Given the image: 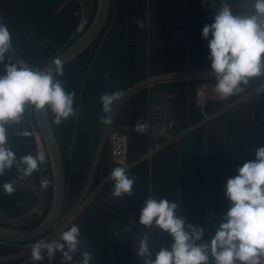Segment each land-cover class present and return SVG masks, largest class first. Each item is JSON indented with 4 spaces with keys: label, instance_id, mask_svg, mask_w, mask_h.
<instances>
[{
    "label": "trees",
    "instance_id": "obj_1",
    "mask_svg": "<svg viewBox=\"0 0 264 264\" xmlns=\"http://www.w3.org/2000/svg\"><path fill=\"white\" fill-rule=\"evenodd\" d=\"M223 3L234 14L254 11V0H111L99 38L63 66V76L56 77L66 93H76L74 107L78 110L57 126L47 106L67 176L63 215L86 202L71 226H79L82 249L86 247L93 255L90 264H144L138 243L151 230L139 218L150 196L179 204L177 215L187 224L202 227L201 242H210L230 207L224 195L225 179L237 175L238 167L254 160L255 150L264 146V75L250 78L242 85L243 92L222 102H209L204 110L196 104V87L204 81L216 82L202 30L214 22ZM96 9L97 0L85 29ZM81 19L78 0H0V20L9 28L14 49L6 54L5 64L11 57L12 63L23 61L41 70L73 42ZM137 21L143 23L142 28ZM200 72L209 75H194ZM2 75L5 66L0 64ZM135 83H142V88L126 96L111 126L128 137L127 173L136 177L133 196L117 198L112 195L110 172L119 166L111 161L107 137L100 144L104 126L100 120L108 115L100 96L117 90L124 94ZM155 93L165 96L151 98ZM155 118L174 122L170 137L154 140L150 124ZM138 122L148 124L143 134L135 131ZM35 126L31 105L25 107L20 123L6 125L9 146L18 159L38 152L35 138L21 134L34 131ZM41 169L23 180H17L15 167L0 176V212L7 218L26 215L38 203L34 191L41 188ZM8 181H15L13 195H6L2 188ZM28 181L33 187L24 186ZM52 183L50 171V191L38 224L50 210ZM172 242L169 234L155 232L149 239L152 258ZM17 251L15 245L0 241V264H34L31 256L10 257ZM61 259L58 252L53 260L45 258L35 264H61ZM79 260L78 251L73 264Z\"/></svg>",
    "mask_w": 264,
    "mask_h": 264
},
{
    "label": "clouds",
    "instance_id": "obj_2",
    "mask_svg": "<svg viewBox=\"0 0 264 264\" xmlns=\"http://www.w3.org/2000/svg\"><path fill=\"white\" fill-rule=\"evenodd\" d=\"M252 7L251 15L234 14L232 8L223 3L214 22L206 24L202 30L210 49L208 59L217 82L215 91L221 99L243 92L242 85H247L250 78L264 75V0H254ZM137 24L143 27L142 22L137 21ZM13 51L9 28L0 20V64L5 66V75L0 76V176L15 167L19 174L17 180H23L39 171L46 164V157L43 152H37L18 159L9 146L6 125L20 123L27 105L37 111L50 107L57 126L77 115L78 110L74 107L76 93H66L64 84L56 79L64 74L59 60L55 61L54 70L47 71L12 63L11 57L5 64L6 54ZM122 96L120 90L100 96L102 110L108 114L101 117L102 124L112 123L113 104ZM147 128V123L138 122L135 131L143 134ZM254 156V160L238 167L237 175L225 179L224 195L230 207L210 242H201L202 227L187 224L177 215L179 204L150 196L140 210L139 223L147 230L169 234L173 242L170 248L156 252L153 259L149 237L144 234L138 243V256L144 264H258L264 258V146L257 148ZM110 179L114 182V197L133 196L136 177L129 175L124 167H115ZM49 184L47 179L40 182L42 189H47ZM2 188L6 195H13L15 181L5 182ZM78 251L81 260L76 264H90L93 255L86 247L82 249L80 228L73 224L58 239L34 242L31 259L34 264L45 258L51 261L59 252L61 264H73Z\"/></svg>",
    "mask_w": 264,
    "mask_h": 264
},
{
    "label": "water",
    "instance_id": "obj_3",
    "mask_svg": "<svg viewBox=\"0 0 264 264\" xmlns=\"http://www.w3.org/2000/svg\"><path fill=\"white\" fill-rule=\"evenodd\" d=\"M81 3L82 19L72 35V43L56 53L41 70L55 69V61L59 60L62 67L84 52L93 42L99 38L104 30L111 10V0H97L96 13L89 22L96 0H78ZM85 29V31H83ZM36 126L34 138L38 152H43L46 157V164L41 166V180H53V199L50 210L45 219L34 225L41 218L49 195L50 184L47 189H42V196L35 208L28 214L8 219L0 212V241L5 243H26L36 240L52 230L61 215L63 214L67 201V176L63 156L59 143L56 139L47 106L37 111L32 106ZM7 224L10 227L1 224ZM32 226V227H30Z\"/></svg>",
    "mask_w": 264,
    "mask_h": 264
},
{
    "label": "built area",
    "instance_id": "obj_4",
    "mask_svg": "<svg viewBox=\"0 0 264 264\" xmlns=\"http://www.w3.org/2000/svg\"><path fill=\"white\" fill-rule=\"evenodd\" d=\"M19 64L26 65L23 61H19ZM194 75L203 77L209 75V72H200ZM215 88L216 82L209 81H204L196 87V104L203 110L209 102H222L225 100L221 99L219 94L215 91ZM105 127L104 138L107 137L110 144V156L112 163L119 167H124L127 170V168H129V142L127 135L120 131H113L111 124L106 125ZM150 129L155 141L166 139L173 134L174 122L166 119L160 120V118H155L150 124ZM21 134L25 137H32L34 136V131H24ZM154 233V229L147 232V236L150 240ZM258 264H264V258H261L258 261Z\"/></svg>",
    "mask_w": 264,
    "mask_h": 264
},
{
    "label": "rangeland",
    "instance_id": "obj_5",
    "mask_svg": "<svg viewBox=\"0 0 264 264\" xmlns=\"http://www.w3.org/2000/svg\"><path fill=\"white\" fill-rule=\"evenodd\" d=\"M23 184H24V186L33 187V183L31 181H28L26 183L24 182ZM34 192L36 195H38L39 200H40V197L42 196V188H39V189L35 188ZM91 198L89 196L86 201L88 202ZM39 200H38V202H39ZM85 203L86 202L78 203L79 207L77 209H76V205H74L71 212L64 214V215L62 214L60 219L56 223V225L46 235H44V236H42V237H40L34 241L28 242V243L17 244L16 247L18 248V251L10 257H12V258H19V257L28 258L31 256V245L34 242H36L40 239H44L47 241H52V240L58 239L62 232L69 229L71 224L78 217L79 212H81V210L84 208Z\"/></svg>",
    "mask_w": 264,
    "mask_h": 264
},
{
    "label": "crops",
    "instance_id": "obj_6",
    "mask_svg": "<svg viewBox=\"0 0 264 264\" xmlns=\"http://www.w3.org/2000/svg\"><path fill=\"white\" fill-rule=\"evenodd\" d=\"M143 81V80H142ZM144 82V81H143ZM141 85V88H142V83L141 84H139V83H135L133 86H131L124 94H123V96L121 97V99L119 100V101H117L114 105H113V110H112V112H111V114H110V116H111V120H112V123H111V126H112V124H113V121H114V118H115V116L113 115V114H117L118 113V110H119V108H121V106H122V104H123V102L127 99L126 98V96L129 94V97H130V95H132V94H134L136 91H138L139 89H138V87ZM165 96V95H162V94H159V93H155V94H152L151 95V98H152V96ZM150 100L151 99H149V102H150ZM155 100V99H154ZM159 101H157L159 104H162L163 103V101H162V98H159L158 99ZM149 104H151V103H149ZM149 104H148V107H147V109H149ZM151 108V107H150ZM146 109V111H148ZM150 111V110H149ZM149 114V113H148ZM121 115V114H120ZM147 118H148V115H147ZM147 122H148V120H147ZM106 125H104L103 126V133H102V137H105L104 135H105V127ZM171 142H173V141H169V142H167V143H171ZM101 145L103 144V138H102V142L100 143ZM100 145V146H101Z\"/></svg>",
    "mask_w": 264,
    "mask_h": 264
},
{
    "label": "flooded vegetation",
    "instance_id": "obj_7",
    "mask_svg": "<svg viewBox=\"0 0 264 264\" xmlns=\"http://www.w3.org/2000/svg\"><path fill=\"white\" fill-rule=\"evenodd\" d=\"M34 208H35V205H34ZM34 208H33V209H34ZM33 209H32V210H33ZM30 212H31V211H30ZM30 212H29V213H30ZM29 213H28V214H29ZM38 221H39V219H38ZM38 221H37L35 224H38ZM30 227H31V226H30ZM30 242H31V241H30ZM4 243H5V242H4ZM27 243H28V242H27ZM8 244H13V243H8ZM19 244H20V243H19ZM13 245L16 246L17 244H13Z\"/></svg>",
    "mask_w": 264,
    "mask_h": 264
}]
</instances>
